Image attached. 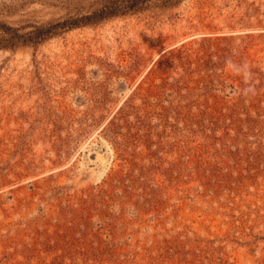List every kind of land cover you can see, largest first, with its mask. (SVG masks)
Here are the masks:
<instances>
[{"label": "rangeland", "instance_id": "374dc122", "mask_svg": "<svg viewBox=\"0 0 264 264\" xmlns=\"http://www.w3.org/2000/svg\"><path fill=\"white\" fill-rule=\"evenodd\" d=\"M0 264H264V0H0Z\"/></svg>", "mask_w": 264, "mask_h": 264}, {"label": "water", "instance_id": "95a60500", "mask_svg": "<svg viewBox=\"0 0 264 264\" xmlns=\"http://www.w3.org/2000/svg\"><path fill=\"white\" fill-rule=\"evenodd\" d=\"M87 158L89 160H98L100 162H104V160H105V156H104L103 152L98 150V149H90L87 152Z\"/></svg>", "mask_w": 264, "mask_h": 264}]
</instances>
